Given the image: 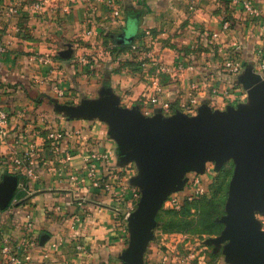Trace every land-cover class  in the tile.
<instances>
[{
  "label": "crops",
  "instance_id": "crops-1",
  "mask_svg": "<svg viewBox=\"0 0 264 264\" xmlns=\"http://www.w3.org/2000/svg\"><path fill=\"white\" fill-rule=\"evenodd\" d=\"M33 1L0 0V40L7 45L0 108L9 113L0 137V189L10 175L18 177L12 208L0 206V264H198L169 254L153 238L159 191L149 193L142 219L128 222L117 212L137 207L148 182L152 187L163 178L152 176L160 146L152 135L178 123L160 122L157 113L196 117L206 105L254 117L264 110V72L254 52L264 41V0L256 3L258 23L234 0H117L120 17L101 0H42L40 10ZM13 3L18 10L7 15ZM226 15L233 24L224 29ZM126 29L142 32L147 44L135 53L113 52V40L122 43L114 35ZM236 43L245 64L230 73L224 63ZM35 53L51 60H36ZM84 53L92 55L86 66L78 62ZM194 81L198 103L189 108ZM54 129L65 133L61 149L70 158L53 148ZM105 150L114 172L101 165L97 176L106 189L93 184L84 166L89 153ZM27 151L34 174L13 161ZM55 239L58 248L51 246ZM7 243L20 262L3 251Z\"/></svg>",
  "mask_w": 264,
  "mask_h": 264
},
{
  "label": "rangeland",
  "instance_id": "rangeland-1",
  "mask_svg": "<svg viewBox=\"0 0 264 264\" xmlns=\"http://www.w3.org/2000/svg\"><path fill=\"white\" fill-rule=\"evenodd\" d=\"M237 151V146H213L198 160L178 167L150 226L153 238L161 248L170 249L169 254L189 256L198 264L254 260V253L240 240L233 206ZM247 214L249 237L264 246V172L252 183Z\"/></svg>",
  "mask_w": 264,
  "mask_h": 264
},
{
  "label": "water",
  "instance_id": "water-1",
  "mask_svg": "<svg viewBox=\"0 0 264 264\" xmlns=\"http://www.w3.org/2000/svg\"><path fill=\"white\" fill-rule=\"evenodd\" d=\"M137 32L126 29L114 35L119 42H132ZM217 117L219 119L214 120ZM160 122H176V127L169 131L153 133L160 141L159 152L155 161L158 169L152 176L162 174L161 181L151 187L148 182L142 200L130 213L128 222L142 219L145 216L147 202L159 191V201L169 189L178 167L187 161L198 160L201 154L213 146L221 148L238 147L237 168L232 182L234 196L233 206L235 218L240 230V240L249 246L254 253V260L249 264H264V246H259L250 237L251 222L247 207L251 199V187L254 179L264 172V110L254 117L241 113L220 114L201 107L199 116L173 115L165 117L161 113L155 115ZM165 161H167L165 163ZM18 187V177L10 175L8 183L0 189V206L6 207L13 199ZM154 192V193H153ZM149 195V196H148Z\"/></svg>",
  "mask_w": 264,
  "mask_h": 264
},
{
  "label": "built area",
  "instance_id": "built-area-1",
  "mask_svg": "<svg viewBox=\"0 0 264 264\" xmlns=\"http://www.w3.org/2000/svg\"><path fill=\"white\" fill-rule=\"evenodd\" d=\"M104 1L107 6L111 9V11L113 12L115 17H120L122 16V6L118 3L117 0H101ZM257 1L258 0H234L235 4L239 5L240 8L255 22L258 23L259 17L262 14V9L257 6ZM32 7L35 10H40L43 7V1L42 0H34L31 3ZM18 8H17V3H13L12 5H9V7L7 8V10L5 11L7 15H11L15 12H17ZM232 25V21L229 19H225L223 22V28L227 29L230 28ZM93 30L92 29H88L87 33L90 34L92 33ZM147 34L146 36L150 35L149 31H146ZM219 35V32H214L212 34V40L214 41V39ZM146 37H143V39H137L136 41L133 42L132 48L134 50L139 49L141 45H146L147 41H146ZM212 41V42H213ZM7 51V45L3 40H0V58L6 53ZM255 56L257 58L258 64H259V70L261 72H264V41L258 45L255 48ZM145 53V52H144ZM33 58H35L36 60L39 61H50L51 57L48 55H43V54H38L35 53L33 55ZM78 62L83 64L84 66H86L87 64H89L91 62V57L89 56L88 53H84L78 56ZM244 60L242 58L241 55V45H239L238 43H236L233 47V51L231 52V55L228 57V59L226 60V62L224 63V69L230 73H240L244 67ZM82 65V66H83ZM183 63H178L177 67L178 69H182L183 68ZM213 92H218V87L213 84ZM199 83L197 81H194L191 85V92L189 95V99L187 102V106L189 108H191L192 106L196 105L198 103V97H199ZM62 90H59V94H62ZM151 100L153 102H158L159 101V97L156 95L154 97L151 98ZM8 117H9V113L8 110L5 108H0V137H2V135L5 133V128L6 125L8 123ZM65 137V133L62 130H58V129H54L51 130L49 132V138L52 140V144H53V148H55L56 150H60L63 154L62 157L64 159H68L71 156L70 151L68 150H63L61 149V141L63 140V138ZM13 161L16 165H23L24 163H26V169L27 172L29 174H34L35 173V168H34V159L30 153V151H27L26 154L24 156H15L13 158ZM110 161V153L105 150V151H92L91 153H89V155L87 156L86 160H85V168L87 171V174L94 179L93 184L103 187L104 189L109 188V184L107 183V181L105 180L104 177L102 176H97L98 174V168L101 165H106L108 167V173H113L114 169L109 166V162ZM13 202L10 204L9 208L11 209L13 206ZM136 208V206L134 205H129V207L127 209L123 211H118V215L120 219L123 220H127L128 216L130 215V213ZM33 243V242H32ZM51 246L54 248H58L59 247V240L55 239L54 241L51 242ZM76 247L82 251L85 250V246L84 243L78 241L76 244ZM3 251L5 253H9L12 255V247L9 243L5 244L3 247ZM26 258L29 259L30 258V254L26 253ZM12 259L14 262H20L22 260V257H19L17 254L16 255H12Z\"/></svg>",
  "mask_w": 264,
  "mask_h": 264
},
{
  "label": "trees",
  "instance_id": "trees-1",
  "mask_svg": "<svg viewBox=\"0 0 264 264\" xmlns=\"http://www.w3.org/2000/svg\"><path fill=\"white\" fill-rule=\"evenodd\" d=\"M225 18L231 20L228 15H226ZM232 24H233V21H232ZM143 36H144L143 33L142 32H139V33L136 34L135 39L132 42H124V43H120V44L117 43L115 40H113L114 43H115V45L113 46L112 50H113V52H115V51H119V50L126 49V50L130 51L131 53H135L140 48H144L145 47V45H141L139 49L134 50L132 48L133 42L136 41L137 39H143ZM12 202H13V199H11L10 204ZM10 204H9V206H10Z\"/></svg>",
  "mask_w": 264,
  "mask_h": 264
}]
</instances>
